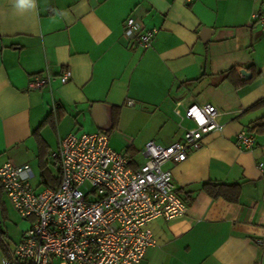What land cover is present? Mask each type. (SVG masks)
I'll return each instance as SVG.
<instances>
[{"label": "crops", "instance_id": "1", "mask_svg": "<svg viewBox=\"0 0 264 264\" xmlns=\"http://www.w3.org/2000/svg\"><path fill=\"white\" fill-rule=\"evenodd\" d=\"M254 13H264V0H0V166L28 165L31 187L48 188L40 185V158L59 179L58 141L99 132L92 108L105 104L109 146L137 169L144 159L134 156L146 143L182 140L175 110L212 106L221 130L185 162L163 165L187 211L148 224L155 244L139 264H264L256 243L264 237V127L253 129L264 122V105L248 110L264 100V31ZM129 17L157 31L147 48L123 36ZM231 69L244 85L220 81ZM65 71L71 76L62 84ZM36 75L50 81L30 90ZM49 116L53 126H41ZM241 132L254 137L251 149L236 145ZM205 184H238L239 201L212 199ZM32 222L0 193V264ZM9 228L18 233L12 249Z\"/></svg>", "mask_w": 264, "mask_h": 264}, {"label": "built area", "instance_id": "2", "mask_svg": "<svg viewBox=\"0 0 264 264\" xmlns=\"http://www.w3.org/2000/svg\"><path fill=\"white\" fill-rule=\"evenodd\" d=\"M252 19L264 31V13H254ZM122 28L123 36L136 38L143 49L157 33L143 31L131 17ZM70 76L65 71L61 83L66 84ZM49 81V76L36 75L28 88L39 90ZM174 114L182 140L167 146L146 143L140 152L144 163L137 169L110 148L108 135L101 131L69 134L58 141L52 155L59 171L55 188L36 192L30 185L33 172L28 165L0 166L2 193L21 219H33L11 260L1 264H53L54 259L66 264H139L155 244L148 224L173 220L187 211L176 194L171 171L163 165L185 162L202 147L205 137L222 128L212 106L190 104L183 113L175 110ZM184 120L193 128L183 126ZM254 143V137L245 132L237 135L239 148L249 150ZM256 243L264 250V237Z\"/></svg>", "mask_w": 264, "mask_h": 264}, {"label": "trees", "instance_id": "3", "mask_svg": "<svg viewBox=\"0 0 264 264\" xmlns=\"http://www.w3.org/2000/svg\"><path fill=\"white\" fill-rule=\"evenodd\" d=\"M249 70H252L253 78L258 75L254 71V67L251 66ZM220 81H229L232 83L235 87H241L245 84L246 81L240 80L238 78V75L234 69L229 70L225 74H223L220 77ZM251 81V80H250ZM264 105V100H260L256 102L254 105H252L248 110H254ZM54 119L50 116L47 117L44 122L41 124V126L50 123L53 126ZM264 127V122H258L254 125L253 129L255 127ZM40 164H39V178H40V185L48 188H55L58 185V177L51 174V172L48 169V166L46 162L42 158H40ZM204 192L209 195L212 199H223L229 203H237L239 201L240 197V186L238 184H232V185H223V184H205L203 186ZM2 192V189L0 187V193ZM1 232V231H0ZM1 241V239H0Z\"/></svg>", "mask_w": 264, "mask_h": 264}, {"label": "water", "instance_id": "4", "mask_svg": "<svg viewBox=\"0 0 264 264\" xmlns=\"http://www.w3.org/2000/svg\"><path fill=\"white\" fill-rule=\"evenodd\" d=\"M244 78H249V74L243 73ZM110 107L105 104H96L92 108V118L96 128L100 131L108 132L111 129Z\"/></svg>", "mask_w": 264, "mask_h": 264}, {"label": "rangeland", "instance_id": "5", "mask_svg": "<svg viewBox=\"0 0 264 264\" xmlns=\"http://www.w3.org/2000/svg\"><path fill=\"white\" fill-rule=\"evenodd\" d=\"M185 126H186V124H185ZM162 133H164L163 136L166 137V132H162ZM141 157H142L141 156V153H138V154H136L134 156V159H135V161H138L139 162V161H141ZM32 167H33V171H34L35 178L32 180L31 184L35 188L37 186V183H38V177H37L38 171H37V168H36V164H32ZM50 167H51V169L53 171L56 172L55 168L52 165H50ZM9 230H10L9 232L11 234V238L9 237L7 239V244L9 245L10 249H12L13 246H14V240H13V237L12 236L15 237L18 233L15 230H13V229H10L9 228ZM53 261H54V264H66V263H64V262H62V261H60L58 259H54Z\"/></svg>", "mask_w": 264, "mask_h": 264}]
</instances>
